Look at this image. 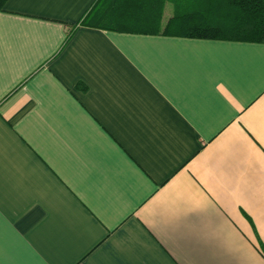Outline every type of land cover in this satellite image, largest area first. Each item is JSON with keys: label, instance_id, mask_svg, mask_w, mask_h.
I'll list each match as a JSON object with an SVG mask.
<instances>
[{"label": "crops", "instance_id": "crops-1", "mask_svg": "<svg viewBox=\"0 0 264 264\" xmlns=\"http://www.w3.org/2000/svg\"><path fill=\"white\" fill-rule=\"evenodd\" d=\"M95 1L0 9V264H264V42Z\"/></svg>", "mask_w": 264, "mask_h": 264}, {"label": "trees", "instance_id": "trees-1", "mask_svg": "<svg viewBox=\"0 0 264 264\" xmlns=\"http://www.w3.org/2000/svg\"><path fill=\"white\" fill-rule=\"evenodd\" d=\"M96 0L79 25L119 32L165 33L207 39L264 42V0ZM7 0H0L3 9ZM77 25H72L68 40Z\"/></svg>", "mask_w": 264, "mask_h": 264}]
</instances>
